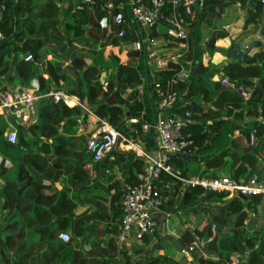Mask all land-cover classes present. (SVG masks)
Segmentation results:
<instances>
[{
  "label": "trees",
  "instance_id": "obj_1",
  "mask_svg": "<svg viewBox=\"0 0 264 264\" xmlns=\"http://www.w3.org/2000/svg\"><path fill=\"white\" fill-rule=\"evenodd\" d=\"M123 2L0 0V32L3 35L0 41V77H6L11 86L32 85L35 82L38 93L62 91L77 100L76 104L67 106L61 99L56 102H52L50 97L38 99L33 116L24 127L15 129L16 141L0 142L5 150L11 148L23 152L18 157L5 154L8 164L0 159V179L3 181L0 185V264H87L89 261L92 264H105L107 260L98 257L93 250V244L97 243L90 242V233L107 236L102 249L105 256L116 248L123 193L127 186L142 181L139 176L146 175L147 163L130 150L113 147L100 161L94 162L104 170L96 176L102 178L105 174L104 188L108 198L98 196L95 190L101 189L87 192L89 185H95L90 183L92 176L84 168L85 146L83 150V143L78 137L63 135L61 127L65 122H73L74 117L84 120L90 112L105 120L128 141L141 142L143 139L144 132L140 128L143 121L139 118L134 123L127 121L142 110V103L136 88L141 83V77L135 67L138 52L132 46L135 33L129 16L121 7ZM221 2L204 0L202 13L211 12ZM252 2L253 7L248 11L244 24H259L263 34L260 3L258 0ZM163 10L167 14L170 8L164 5ZM116 12L123 16L119 25L113 22ZM101 19H105L103 27L99 24ZM168 26L164 20L155 21L147 31V39L165 40ZM118 29L123 30L120 36L117 35ZM67 36H84L93 48L107 44L124 47L128 51V59L121 62L113 54L115 66L113 71L106 73L107 76L104 69L92 62H85L89 52L84 49L70 58L65 72L55 61H42L44 46L50 40ZM223 36L224 33L219 32L208 37L204 47L209 54H212L214 40ZM25 55L31 58L24 60ZM240 61H228L222 66L221 73L222 77L240 85L248 93L246 99L237 91L209 78L187 81L179 73L178 64L171 62L153 74L151 89L156 101L157 90L185 94L186 102L180 106L178 113L188 112L190 122L182 133L188 134L191 141L188 155L204 158V176H217L218 168L223 167L224 174L243 180L247 171L252 169L259 170V179L264 182L261 176L264 167L258 168L256 165V153L264 151L261 44H257L251 54L240 53ZM37 64L41 73H36ZM208 68L198 61L195 73L203 75ZM66 75H71L73 83ZM252 129L255 131L254 143L241 145L239 138L245 137L248 141ZM167 162L171 166V174L161 171L151 180L161 196L160 207H172L173 199L177 197L182 207L195 210L199 206L203 214V222L199 226L181 228L177 237L179 246L186 248L201 239L204 254L216 255V259H212L198 253L194 255L193 264H227L233 252L241 253L243 264H264L261 221L256 222L257 228L252 227L250 231L243 224L249 217L246 209L255 211L258 199L228 197L226 192L205 191L196 184L182 185L174 175L182 179L192 176L191 160L170 156ZM61 177L68 178L70 188L55 187L54 183ZM44 180L48 183L45 184ZM202 202L208 205L201 206ZM84 205L89 208L77 214L74 212L76 206ZM159 214L158 211L156 220ZM228 220L232 223V229L218 233L217 227L225 225ZM211 225L215 226V233L206 242ZM60 231L68 232L67 242L57 238ZM154 234L155 230L143 236L141 241L147 243L149 236ZM68 245L73 248L69 252H62ZM153 247L160 248L156 242ZM133 252L137 254V251ZM130 257L131 254L125 255L124 264H186L179 251L174 256L138 257L133 261H130Z\"/></svg>",
  "mask_w": 264,
  "mask_h": 264
},
{
  "label": "crops",
  "instance_id": "obj_2",
  "mask_svg": "<svg viewBox=\"0 0 264 264\" xmlns=\"http://www.w3.org/2000/svg\"><path fill=\"white\" fill-rule=\"evenodd\" d=\"M121 7L126 11L127 15L129 16L130 0H124V2L121 3ZM252 7H253L252 0H245L244 3L237 0L230 2L228 0H222L219 6L215 5V7L211 12L205 11V13H202V10H200L198 12V17H196L195 20L193 21L188 22L184 16L183 24H182V34L178 36L167 35L164 44L159 43L158 46H160V48L164 50L173 47L171 51L164 52V54L161 55L162 58L161 57L155 58L154 55L153 57L148 56V54L152 51V48H149L147 46V41H146L147 40L146 34L148 30H145V28H143L139 23L133 21V19L131 20L129 16L131 27L133 28V31L135 33V36L133 37V41L134 43L137 42L139 44V47L136 48L138 53L136 56L135 67L141 77V83L136 88L138 90L140 100L142 103V110L138 113H135L134 117L139 118L144 123H147L150 126L143 133V139L141 141V145H142L141 149H143L144 151H149L150 153H154L156 149L157 138L153 125L156 119L158 118V116H166L168 114L176 112V110H178L180 106H182L186 102L185 94L179 93V94H175L174 97L175 99L171 107L163 108L161 110H158L156 108V97L151 89L153 74L156 72V70L165 67L167 62H171L174 64H178L179 73L185 76L187 81L197 80L199 78H209L212 81H217L218 78L222 77V73H221L222 66L226 64L228 61L233 60L235 62H241L240 53L242 52H247V54L253 53L256 50L257 44H261V50L264 47V36H263L264 33L262 34L260 32L259 24H253V23L244 24V21L248 16V11ZM262 19L264 22L263 15H262ZM219 32L224 33L225 36L218 37L214 40L212 54H209L204 47V43L206 42L209 36L218 35ZM134 43L132 46L135 48ZM156 45L155 47H157ZM158 48L157 50L161 52L160 49ZM229 48H231V50L228 51ZM43 49H45V51L43 52L42 61L43 60L55 61L61 66L63 72H65V66L70 61V58L73 57L75 54H77L81 49H84L85 51L89 52V55H87L85 60L86 63L89 64L92 62L102 69L106 68L105 69L106 73L114 69V65L109 63L108 61L110 60L107 57L108 52L111 55L113 54L116 55L117 52L121 53V51H123L125 53L126 59L121 56L122 57L121 59L118 58L121 62L126 61L128 56V51L124 47L121 48L118 46H113L111 50H109V46L105 45L104 47L93 48L89 45L88 40L84 36L79 38H71L67 36L64 39L50 40L44 46ZM165 60H167V62ZM198 61H200V63L203 66L209 67L208 72H206L203 75H198L195 73V65L197 64ZM39 66L40 65L37 64L36 73L42 72ZM67 78H69V82L73 83L71 75L68 76ZM0 80H1L0 87L3 88L2 85L5 86V88L3 89L6 91H9L12 87L16 86V85L11 86L10 85L11 83H7L6 77L4 78L0 77ZM21 86H26L29 88L36 89L35 82H33L32 85H21ZM67 97H68L67 106H72L77 103L76 98L68 95ZM37 101L35 103H37ZM34 111H35V104H34ZM95 117L96 116H94L90 112H88L87 115H85L84 120L74 117L73 122H65L62 125L61 133L66 136L78 137L79 140L83 143V150H84V144L87 138L86 134L89 133L90 135V133L94 129L95 121H96ZM12 118L16 119L10 116L6 118L0 117V127L2 129V133L0 134V142L1 140H5V134L9 129H11L12 126L16 129L17 127L22 128L26 125V121L19 120L21 122H16ZM7 153H9L11 156H17V157L23 154V152L20 150L18 151L11 148L5 150L2 146V143H0V159H3L6 164H8L5 156V154ZM183 159L191 160L192 163L191 167L194 170L192 176L204 174V166L202 164L203 163L202 160L204 159L203 157H199L194 154H189L187 155V157H184ZM83 163H84V168H86L89 171L90 176H92V178L90 179V183L95 185L97 189H101L104 192H106V190L104 189L105 184L102 181L101 177L94 176L93 172L94 171L96 172L95 170L96 164L91 160V155L88 153L87 150L85 152ZM102 171L104 170L102 169ZM217 171L219 174L225 173L223 167H219ZM23 177L24 175L21 176V178ZM44 181L45 184L48 183V181L46 180ZM1 183H3V181L0 179V185ZM54 185L56 188H59L61 186H64L65 188H70V183L68 181V178L65 177L59 178L54 183ZM0 202H1V197H0ZM87 207H88L87 205L76 206L74 212L77 214L82 210L86 209ZM161 208L163 209L168 207H159L158 210L159 212H164L163 210H161ZM172 217L173 216L171 215L169 216L170 219ZM226 226L227 225H219L217 228L219 227L224 228ZM88 239L90 240L91 243L93 242L97 243L96 245L93 244V250L98 253V257H101L103 254L102 249H104L105 247L104 243L106 239H108L107 236H96L95 233H90L88 235ZM150 239L151 237H149L147 243L150 242ZM127 240L137 242L134 241L131 237H128ZM121 243L122 245H120V243L118 244L116 240V248L114 250V254L118 255V259L120 262H118V260H116L115 258L111 257L113 254L112 251L108 253L107 256H105V260H107L105 264H123L122 259H124L125 255L130 254L131 251L128 250L127 246H125L126 245L125 242H121ZM72 248L73 246L68 245L64 247L62 252L64 253L69 252ZM155 249H157L158 251L160 250V252L157 253V255H153L151 257H155V256L164 257L167 254L168 256H171L170 253L167 254L164 253V246ZM180 249L181 247L179 248V252ZM136 256L137 254L130 257L129 258L130 261H133L134 257ZM210 257L212 259H216V255H212ZM182 259L186 261L184 257ZM87 264H92V261H89Z\"/></svg>",
  "mask_w": 264,
  "mask_h": 264
},
{
  "label": "built area",
  "instance_id": "obj_3",
  "mask_svg": "<svg viewBox=\"0 0 264 264\" xmlns=\"http://www.w3.org/2000/svg\"><path fill=\"white\" fill-rule=\"evenodd\" d=\"M260 10L264 18V0H258ZM204 0H130V19L139 23L145 30H148L155 21L164 20L169 26L166 34L169 36L181 35L183 19L190 22L198 17V12L202 10ZM170 8L169 13H165L163 6ZM123 16L120 12L113 15V22L116 25L121 24ZM100 26H105V19H101ZM123 30L118 29L117 35H122ZM264 36V34H263ZM3 35L0 32V41ZM147 46L155 47L157 41L148 38ZM135 48L139 47L137 42L134 43ZM153 57V52L148 54ZM30 55L23 56L24 60H29ZM262 71L264 74V47L262 49ZM220 84L237 91L244 99L248 97L240 85L220 77ZM172 81H174L172 79ZM158 100L156 108L171 107L174 102L175 94L171 91L157 90ZM42 97H50L52 102L62 100L67 105L68 97L61 91H48L47 93H38L34 88L16 85L9 91L0 87V117H14L22 121H28L33 116L34 104ZM95 126L90 135L85 140V149L91 155L93 162L100 161L102 157L113 147L122 150H130L136 156L142 157L147 163L146 175L139 176L142 180L132 186H127L121 200V222L119 232L116 239L124 242L128 237L134 241H141L143 236L149 235L157 226L156 213L159 210L161 196L158 189L151 184L152 178L158 176L163 171L171 174L172 169L167 160L170 156L187 157L190 139L188 134L184 135L182 129L190 122L188 112L182 114L176 112L166 116H158L153 127L156 132V149L154 153L144 151L137 146V142L128 141L105 120L95 117ZM129 123H134L137 118L131 116L127 119ZM150 126L147 123L141 124V131L145 132ZM254 129L248 134V143H254ZM5 140L9 143L16 141V130L12 126L5 134ZM150 165V167H148ZM181 181V184L198 185L205 191L226 192L228 197H256L257 207L259 208V218L261 221L262 232L264 234V182L260 179L250 176L246 181L238 180L227 175L219 174L217 176L195 175L187 179H182L177 174L174 175ZM166 187L167 184L165 183ZM215 233L214 225L210 226V234L206 238V242L210 241ZM57 238L62 242L69 240L67 231H60ZM200 240L193 242L186 248H181L180 253L188 260L191 251L196 247ZM237 257H230L227 264H237Z\"/></svg>",
  "mask_w": 264,
  "mask_h": 264
},
{
  "label": "rangeland",
  "instance_id": "obj_4",
  "mask_svg": "<svg viewBox=\"0 0 264 264\" xmlns=\"http://www.w3.org/2000/svg\"><path fill=\"white\" fill-rule=\"evenodd\" d=\"M16 23H18V20H16ZM156 39H157L156 40L157 41V45H156L157 47H153L152 52H153V55L155 56V58H160L161 55L164 54V52L171 51L173 47H171L170 49H167V50L161 49L160 46H158V45H159V43L164 44L165 40H163V38H156ZM104 46L105 45H102L99 47H104ZM106 46H109V50H111V48L113 47L109 44H107ZM157 48L160 49L161 52H159L157 50ZM116 55L119 59H121L122 57H124L126 59L125 53L123 51H121V53L117 52ZM107 57L110 59V60H108L109 63H111L115 66V62L112 58V55L109 52H108ZM155 58H153V59H155ZM127 59H128V56H127ZM165 61L167 62V60H165ZM105 69H104V71H105ZM109 72H111V71H109ZM104 75L107 76L106 71L104 72ZM217 81H219V80H217ZM35 105H36V103H35ZM13 120H15L16 122H21V121H19V119H13ZM88 136H89V133L86 134V137H88ZM239 142L243 146L249 145V143H247L248 141L245 140V137L239 138ZM136 144L139 148H142L141 142L138 141ZM256 154H257V156H256L257 157V159H256L257 164L256 165L258 166V168L264 167V151L260 150ZM95 170H96V172L95 171L93 172L94 176L99 175L102 172V169L97 165L95 167ZM222 175L229 176L230 174L222 173ZM261 176H263V178H264L263 172L261 173ZM105 178H106V176L104 174L103 177L101 178L103 182H104ZM89 187H90V190L87 192L93 193V191L95 190L96 187L95 186L93 187L92 185H89ZM102 189H103V187H102ZM95 191L98 192V196H102V198L103 197L108 198V194H105V192L103 190H95ZM173 203H174V205L172 207L163 208V209L161 208V210H163L164 212H160V214L158 215L159 218L157 220V226L155 228V234L152 236H149V237H151L149 243H144L142 241L133 242V241H129L127 239L124 240V242L126 244V245L125 244L124 245L127 246L128 250L131 251L130 252L131 256L134 255L133 251H137L136 257L137 258L139 257L141 259H147L153 255H157V253H159L160 250L158 251L157 249H155V247H153V244L155 242L159 245V247L164 246V253H166V254L170 253V255L173 256L174 253L179 251V248H180V246L178 245V242H177V239H178L177 237H178V234H179L181 228L183 226L193 227L194 225L199 226V224H202L203 214L199 211V209H198L199 206L195 207L196 208L195 210L186 209L180 205L177 197H175L173 199ZM200 205L201 206H207L208 204L202 202V203H200ZM224 205L225 204H223V206ZM258 210H259V208L257 206H255V211H252L251 208L246 209V212L249 216L248 220L245 219L243 221L244 228L246 230L250 231L252 227L257 228L256 222H258L260 220L259 215H258L259 214ZM169 215L173 216L174 219L172 221L170 220ZM251 223H252V225H251ZM225 225H227V226L224 228L219 227L217 229V232L222 234L225 231H227L228 229H232V223H230V220H228V222ZM199 240H200V242H198L196 247L191 251L190 258L188 260H186V264H193L194 260H195L194 255H196L198 253L202 254L203 257L212 256V255H208V254H205V255L203 254L204 249L202 247H204V245H203L201 239H199ZM117 242H118V244L120 243V245H122V243L119 242L118 240H117ZM231 254H233V256L237 257V260H238L237 264H243L244 263V259L242 258L241 253L233 252ZM102 257H103V259H105V253L102 254ZM111 257L115 258L116 260H118V262H120L118 259V255L114 254V250H113V254ZM136 257H134V259ZM124 259H122L123 264H124ZM108 262H110V261H108Z\"/></svg>",
  "mask_w": 264,
  "mask_h": 264
},
{
  "label": "water",
  "instance_id": "obj_5",
  "mask_svg": "<svg viewBox=\"0 0 264 264\" xmlns=\"http://www.w3.org/2000/svg\"><path fill=\"white\" fill-rule=\"evenodd\" d=\"M148 167H150V165H148ZM250 176H254L259 179V170L249 169L244 176V181H246Z\"/></svg>",
  "mask_w": 264,
  "mask_h": 264
}]
</instances>
